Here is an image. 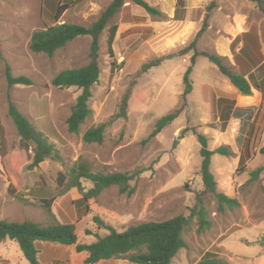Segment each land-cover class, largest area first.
I'll return each instance as SVG.
<instances>
[{"label": "rangeland", "instance_id": "rangeland-1", "mask_svg": "<svg viewBox=\"0 0 264 264\" xmlns=\"http://www.w3.org/2000/svg\"><path fill=\"white\" fill-rule=\"evenodd\" d=\"M63 1L71 8L60 24L85 27L96 23L113 2ZM143 1L162 14L150 15L125 0L109 20L99 39L100 78L92 88L90 101L93 115L78 134H72L67 121L81 91L76 87L57 88L52 81L63 71L89 64L92 38L79 37L52 57L35 54L30 42L35 31L45 28L43 0H0V220L32 221L41 226L53 219L71 223L76 227L78 243L92 244L95 235L108 234L98 230L95 217L124 232L143 223L184 216L190 219L184 232L186 247L171 264H199L208 252L231 264H264V101L257 93L249 97L236 90L232 93L230 81L204 56L196 59L188 95L184 83L196 52L218 54L232 72L240 73L234 53L223 56L221 43L232 40L229 31L237 16L246 17L248 27H261L264 35V13L253 0H218L212 10L208 7L213 0H200L195 5L192 3L199 0H185L181 20L176 15V0ZM113 26L118 27L114 59L108 46ZM259 56L264 60V54ZM113 63L119 67L115 71ZM150 64L157 66L144 69ZM7 66L13 76H26L33 85L10 88ZM222 95L235 100L236 107L250 109L244 120L231 119L226 129L220 120ZM9 96L55 145L63 163L47 160L36 168L29 167L31 162L21 167L12 165V156L20 152L21 139L9 116ZM126 96L127 116L113 119ZM176 110H182L179 116L152 136L157 122ZM111 120L102 144L83 141L87 130ZM193 131L207 137L210 151L220 147L228 151L227 155L212 156L211 172L217 191L237 202L230 207L221 205L214 195L202 196L208 226L202 225L196 212L205 187L201 145ZM248 147L252 157L240 165ZM76 163L86 165L92 173L139 171L130 182L134 193L121 194L119 187L113 186L91 199L88 208L77 205L83 194L76 187H68L69 171ZM259 169L262 171L255 177ZM61 174L65 177L63 184L59 182ZM81 185L84 192L93 188L89 181L81 180ZM49 201H53V216L45 207ZM37 247L41 264H86L88 257L87 252L78 253L76 246L39 242ZM0 264L29 263L18 244L6 240L0 243ZM98 264L134 263L122 258Z\"/></svg>", "mask_w": 264, "mask_h": 264}, {"label": "trees", "instance_id": "trees-1", "mask_svg": "<svg viewBox=\"0 0 264 264\" xmlns=\"http://www.w3.org/2000/svg\"><path fill=\"white\" fill-rule=\"evenodd\" d=\"M136 5L142 7L147 13L154 16H160L158 10L150 6L143 0H131ZM176 15L180 16L185 11L186 1L176 0ZM218 0H213L208 10L216 7ZM261 12L264 13V1L253 0ZM125 0H113L110 6L102 14L101 18L90 27L60 24V20L64 13L71 8V5L63 0H43L42 18L45 28L35 31L31 37L30 50L35 54H45L52 57L58 50L65 48L75 39L83 36L92 38L90 62L88 65L79 68L66 70L58 74L52 81L53 86L61 89H69L76 87L81 91V94L76 100V104L72 108L71 116L67 124L68 130L72 134H78L81 126L88 118L93 115L90 101L92 99V88L96 85L100 78L99 65V39L105 29L107 23L113 18L120 8L124 5ZM118 31L117 26H113L110 30L108 39L109 54L112 59L115 58L113 44ZM244 55V54H243ZM242 54L234 53L235 60L242 70L240 73L232 72L224 63V57L218 54L197 52L191 59V66L184 76L186 85L185 95L192 91L190 83V75L193 67L196 64L198 56H204L211 63L216 65L219 71L230 81L237 91L244 95L250 96L253 90L261 92L264 96V61H256L255 57H249L254 67L250 66L244 59ZM245 61V64H241ZM157 64L145 65L144 69H150ZM113 71L119 67L116 63L112 64ZM6 80L10 88L14 86H32L33 81L26 76L15 77L12 74L11 68L6 67ZM129 96H126L122 102L120 113L116 114L115 118H125L127 116ZM220 105L222 113L220 120L222 128L226 129L229 121L234 119H243L247 116L250 109H242L236 107V101L230 100L224 95L221 96ZM182 110H176L173 113L164 116L156 124V129L152 136L158 134L162 129L172 123L181 113ZM9 116L14 121L20 139V152L12 156L11 162L14 167H21L30 163V168L39 167L47 160H54L63 163V159L59 150L51 143L44 133L35 128L31 121L25 117L12 102L9 96ZM112 119V120H113ZM109 123H103L99 126L92 127L87 130L83 136V141L86 144H102L105 139V132ZM197 136L198 142L201 145V176L204 183V191L199 195L197 214L201 219L203 226H208L206 219V211L203 207L204 195H214L221 205L226 204L230 207L237 205V202L227 196L219 193L216 188L214 175L211 172V159L214 154L227 155L228 151L220 147L216 151L208 149V139L205 135L193 131ZM247 153L243 154L240 159V165L245 164L252 157L251 148L248 147ZM264 153V148L261 149ZM262 169L254 173L257 177ZM140 172L133 173H92L86 165L76 163L69 171L70 184L69 188H78L83 194L82 199L77 201V205H85L88 208V202L91 199L99 196L104 190L117 186L121 194L132 195L134 188L130 182L139 176ZM81 180L89 181L93 184V188L88 192H84L81 185ZM60 184L65 182L64 175L59 176ZM53 201L45 203V207L49 214L51 213V204ZM53 216V215H52ZM190 222L189 218L179 216L174 219L164 222L143 223L137 226L130 227L124 232H118L114 227L105 223L99 217L94 218V223L98 230L108 232L105 236L95 235L96 241L92 244L78 243L77 230L74 224L59 223L52 220L47 226H41L32 221H24L22 223L8 222L0 220V243L6 240L14 241L18 244L24 258L29 264H41L39 259V249L37 243L50 242L60 244L62 246H76L78 253L87 252L88 257L86 264H98L102 261L125 258L134 264H171L172 260L178 252L186 247L184 240V232ZM93 235L91 231L87 233ZM264 242V241H263ZM199 264H231L224 261L217 254L208 252L204 255Z\"/></svg>", "mask_w": 264, "mask_h": 264}, {"label": "crops", "instance_id": "crops-1", "mask_svg": "<svg viewBox=\"0 0 264 264\" xmlns=\"http://www.w3.org/2000/svg\"><path fill=\"white\" fill-rule=\"evenodd\" d=\"M200 2L196 1L192 3L193 5L198 4ZM190 8V7H189ZM184 12L181 16H179V19H183ZM236 24L233 26V29L229 31V34L232 36V40L230 42H223L221 43L222 46V54L223 56H227L229 54L237 53V54H244L243 57L249 64L247 68H250V66L254 67L251 60L248 58L253 57L254 54L257 55L256 61L262 60L260 58V54H264V35L261 27L252 28L247 26V19L244 16H237L234 18ZM239 41L238 45L236 46L235 43ZM222 42V41H221ZM264 61V60H263ZM232 93H235L237 89L232 86ZM253 93H257L258 96H260V101H264V96L261 92L257 90H253ZM243 96V95H242ZM249 97V96H247ZM234 119V118H232ZM241 120V119H240ZM38 244V243H37Z\"/></svg>", "mask_w": 264, "mask_h": 264}]
</instances>
